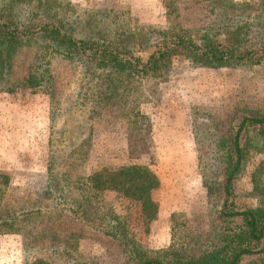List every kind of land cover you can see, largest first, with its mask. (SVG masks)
Masks as SVG:
<instances>
[{
    "label": "rangeland",
    "instance_id": "obj_1",
    "mask_svg": "<svg viewBox=\"0 0 264 264\" xmlns=\"http://www.w3.org/2000/svg\"><path fill=\"white\" fill-rule=\"evenodd\" d=\"M2 7L23 21L37 9L79 36L89 32L144 58L159 30H186L197 41L209 30L224 42L233 27L256 58L264 54V0H0ZM41 45L17 53L12 75L26 72L28 86L0 93V222L9 223L0 229L22 231L29 259L52 264L200 255L215 238L222 206L206 186L200 154L214 163L218 138L244 116L264 113V60L211 68L177 56L161 78L104 76ZM260 139L236 184L241 207H264ZM134 161L161 180L153 217L140 202L86 182L102 166Z\"/></svg>",
    "mask_w": 264,
    "mask_h": 264
},
{
    "label": "trees",
    "instance_id": "obj_2",
    "mask_svg": "<svg viewBox=\"0 0 264 264\" xmlns=\"http://www.w3.org/2000/svg\"><path fill=\"white\" fill-rule=\"evenodd\" d=\"M7 10L0 8V93L15 92L28 86L26 72L20 75L23 78H14L12 74L18 61L17 53L32 43L42 44V47L50 51L51 56H60L77 62L82 67L100 70L104 76L128 74L161 78L177 56H186L200 66L211 68L228 67L243 62L260 63L264 60V54L256 58V52L247 47L240 27L224 30V42L215 38L213 31L209 30L198 41L186 30H159V40L152 45V50L144 58L137 56L128 47L117 42L101 41L89 32L79 36L77 27L63 19L39 14L37 9L31 11L24 21L16 13ZM35 68L37 78L32 86L33 91H37V87L42 84L41 72L38 67ZM113 86L114 84L110 87ZM258 137L264 144V113L244 116L236 130L230 126L217 140V149L214 150L217 157L211 158L214 163L202 161L200 154L201 163L208 169L203 173L206 186L213 188L217 198L222 201L218 216L219 226L211 245L192 258L164 261L142 256L138 264H246V256L258 258L252 264H264V207H241L236 196L237 181L245 169L252 142ZM8 179L10 178L7 176V181ZM86 182L97 191L119 192L140 202L151 211L149 217L157 212L153 191L158 187L159 179L147 165L129 163L114 169L105 166L91 174ZM2 224L9 223L2 220L0 226ZM26 264L52 262L37 257Z\"/></svg>",
    "mask_w": 264,
    "mask_h": 264
},
{
    "label": "crops",
    "instance_id": "obj_3",
    "mask_svg": "<svg viewBox=\"0 0 264 264\" xmlns=\"http://www.w3.org/2000/svg\"><path fill=\"white\" fill-rule=\"evenodd\" d=\"M129 163H137V162L134 161V162H128L125 164H129ZM139 164H141V163H139ZM122 165H124V164H122ZM119 166H121V165H119ZM103 167H105V166H102L101 168H103ZM100 169L98 168L97 170L93 171V173L100 170ZM150 169H152V168H150ZM93 173H91V174H93ZM91 174H89V175L86 174L87 178ZM156 175L159 179V185H158V188H159L161 180H160L157 173H156ZM158 188H156V189H158ZM157 207H158V204H157ZM29 257H30V255L28 253V248L26 246V238H25L24 233L22 231H20V230L0 231V264H26L28 261L31 262V260H32V259H29Z\"/></svg>",
    "mask_w": 264,
    "mask_h": 264
}]
</instances>
